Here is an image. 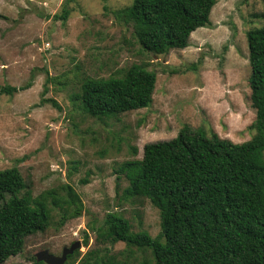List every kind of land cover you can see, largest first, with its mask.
<instances>
[{
  "label": "rangeland",
  "instance_id": "obj_1",
  "mask_svg": "<svg viewBox=\"0 0 264 264\" xmlns=\"http://www.w3.org/2000/svg\"><path fill=\"white\" fill-rule=\"evenodd\" d=\"M65 1L0 0V89H16L0 94V170L18 169L27 187L21 195L54 190L64 198L68 185L82 209L75 218L68 211L60 226L67 209L52 208L49 227L29 235L21 253L2 264H35L38 253L58 257L73 243V264L89 252L125 259L123 243L96 238L107 213L122 215L134 233L155 238L160 228L148 200L123 199L126 182L114 174L121 163L141 159L144 145L169 141L184 128L236 144L252 135L246 33L264 24L256 17L262 0L215 1L210 24L194 31L185 49L161 56L142 51L132 28L114 16L132 0H74L61 21L55 16ZM132 65L156 75L150 106L101 120L84 115L73 100L81 83L121 77ZM145 258L148 252L132 249L128 260Z\"/></svg>",
  "mask_w": 264,
  "mask_h": 264
},
{
  "label": "trees",
  "instance_id": "obj_2",
  "mask_svg": "<svg viewBox=\"0 0 264 264\" xmlns=\"http://www.w3.org/2000/svg\"><path fill=\"white\" fill-rule=\"evenodd\" d=\"M73 1L66 0L55 18L66 20V7ZM215 1L132 0L113 14L132 28L142 51L161 56L185 49L190 35L210 24ZM256 17L264 22V12ZM246 43L247 83L255 111L250 139L236 144L212 132L207 136L184 128L169 141L144 145L141 159L121 163L114 174L126 182L124 200L146 199L158 211L159 235L134 233L122 215L107 213L96 238L123 243L127 256L119 261L108 251L101 256L89 252L81 264H90L92 258L93 264H130L132 249L149 253L150 259L140 264H264V24L247 31ZM122 74L81 83L73 100L84 115L101 120L150 106L155 73L132 65ZM15 91L6 87L0 94ZM131 151L137 154V149ZM26 188L17 168L0 170V264L19 255L29 235L49 227L52 208L67 209L60 226L68 211L71 218L81 212L80 197L68 185L64 198L54 190L21 195ZM78 254L68 256L66 264H73Z\"/></svg>",
  "mask_w": 264,
  "mask_h": 264
},
{
  "label": "water",
  "instance_id": "obj_3",
  "mask_svg": "<svg viewBox=\"0 0 264 264\" xmlns=\"http://www.w3.org/2000/svg\"><path fill=\"white\" fill-rule=\"evenodd\" d=\"M79 248L78 243H73L69 248H63L60 256H53L44 250L36 255V262H42L44 264H64L67 257L72 255L74 250Z\"/></svg>",
  "mask_w": 264,
  "mask_h": 264
}]
</instances>
